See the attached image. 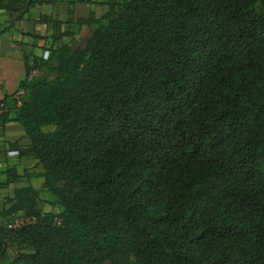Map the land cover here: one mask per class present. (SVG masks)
I'll list each match as a JSON object with an SVG mask.
<instances>
[{
    "label": "trees",
    "instance_id": "1",
    "mask_svg": "<svg viewBox=\"0 0 264 264\" xmlns=\"http://www.w3.org/2000/svg\"><path fill=\"white\" fill-rule=\"evenodd\" d=\"M105 5L75 22L96 26L83 48L65 42L72 18L42 15L48 54L23 53L21 106L0 99V128L30 142L7 154L62 206L18 189L7 213L35 222L0 225V264H264V0ZM53 63L55 79L33 76ZM5 175L0 190L26 176Z\"/></svg>",
    "mask_w": 264,
    "mask_h": 264
},
{
    "label": "crops",
    "instance_id": "2",
    "mask_svg": "<svg viewBox=\"0 0 264 264\" xmlns=\"http://www.w3.org/2000/svg\"><path fill=\"white\" fill-rule=\"evenodd\" d=\"M107 2L108 0H43L41 5H37L26 14L7 13L0 9V45L4 43L7 47L6 53L0 55V96L10 95L17 90L19 81L24 76L23 53H26V45H29L32 51L35 50V55L42 50L41 47H44L41 42L47 45L45 40L34 37L35 35L44 37L50 33L47 25L38 22L42 15H52L61 21L72 18L74 21L72 26L75 27L77 26L75 22L79 18H88L91 14L100 18L106 11ZM70 9L73 10L72 16L69 15ZM16 61H19V66ZM3 137L6 141L19 142L22 146L30 144L18 123H9L5 130L0 128V145L5 144ZM8 154L10 156L12 153ZM3 160L0 159L2 169L6 167ZM19 161L21 165L34 162L30 159H19ZM23 169L21 166L17 167L18 173L22 176ZM22 180L26 178L23 177Z\"/></svg>",
    "mask_w": 264,
    "mask_h": 264
},
{
    "label": "rangeland",
    "instance_id": "3",
    "mask_svg": "<svg viewBox=\"0 0 264 264\" xmlns=\"http://www.w3.org/2000/svg\"><path fill=\"white\" fill-rule=\"evenodd\" d=\"M95 28L96 26H83V27L75 26L73 27V30L75 31L74 38L72 40L65 39V42L69 43L72 49L83 48L87 44ZM41 43L43 44L44 47L40 48L42 50H40L37 55L34 54L35 50L32 51L29 45H26V50H25L26 53L33 54L34 56L46 58L48 53L45 51L46 50L45 43L43 42ZM6 50H7L6 45L4 43H1L0 55L6 53ZM17 63L19 66L20 65L19 61H16V64ZM54 65L55 64L53 63L49 65L48 67H42L40 71L34 73L33 76L34 77H44V78H47L48 80L55 79L56 75L52 70ZM11 94L14 95L15 91H13ZM4 96H0V99L3 98ZM14 111H16V109H14ZM44 130L50 131V130H54V128L52 129L45 128ZM3 139H4L5 144L0 145V150H1L0 159H4L3 164H6V167H3L4 169L0 168V182L5 181L6 171L12 168L17 169L18 166H21V169L24 168L23 169L24 175L26 174L24 178H26V180H22L18 184L11 185V187L7 190H0V225L5 227L6 229L15 230L12 228V226L14 224V219H15L14 216L16 214L7 213V212L11 206L10 200L15 197L16 191L20 188H32L34 190V192L36 193L35 198L37 201V205L39 208L42 209L43 212H53L55 214H58L62 210V206L59 204L57 198L51 192L43 189L42 187L43 179L37 176V174L41 172V168L35 167V162H32L30 164L21 165L17 155L11 154L9 156V154H7V144L10 142L6 141L5 137H3ZM1 148L2 149L4 148V149L2 150ZM59 186H62V185H59ZM106 264H110V263H106ZM126 264H137V263L135 262L133 258H130Z\"/></svg>",
    "mask_w": 264,
    "mask_h": 264
},
{
    "label": "built area",
    "instance_id": "4",
    "mask_svg": "<svg viewBox=\"0 0 264 264\" xmlns=\"http://www.w3.org/2000/svg\"><path fill=\"white\" fill-rule=\"evenodd\" d=\"M24 95V90H18L15 95L13 96V99L15 100L17 107L21 106V98ZM13 155H16L17 153H12ZM14 224L12 226L13 229H19L27 224H32L35 222L34 217H26L22 213H18L14 216ZM58 224H60V221L58 220Z\"/></svg>",
    "mask_w": 264,
    "mask_h": 264
}]
</instances>
